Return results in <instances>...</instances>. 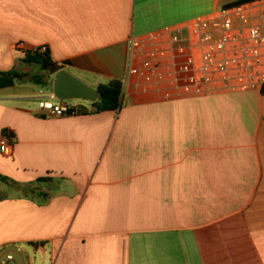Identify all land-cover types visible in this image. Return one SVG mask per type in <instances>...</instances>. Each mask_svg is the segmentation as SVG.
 I'll list each match as a JSON object with an SVG mask.
<instances>
[{
  "label": "crops",
  "instance_id": "crops-1",
  "mask_svg": "<svg viewBox=\"0 0 264 264\" xmlns=\"http://www.w3.org/2000/svg\"><path fill=\"white\" fill-rule=\"evenodd\" d=\"M241 1L0 0V72L31 68L23 43L47 46L92 88L123 83L119 111L86 114L82 101L60 118L0 90V138L13 141L0 150V251L28 246L49 264H264V88L186 95L167 75L127 76L132 41Z\"/></svg>",
  "mask_w": 264,
  "mask_h": 264
},
{
  "label": "built area",
  "instance_id": "built-area-1",
  "mask_svg": "<svg viewBox=\"0 0 264 264\" xmlns=\"http://www.w3.org/2000/svg\"><path fill=\"white\" fill-rule=\"evenodd\" d=\"M147 42L149 50L139 66L133 65L135 50ZM21 52H48L47 46L27 49L18 43ZM264 0L229 4L208 17H199L175 30L166 29L150 35L142 42L132 41L127 76H139L151 82L167 75L175 91L186 95H210L220 92H248L264 88ZM162 70V73L160 74ZM38 108L50 117L73 114L75 106L60 101L41 89ZM53 100H57L55 103ZM12 138H0V150L8 154ZM26 251L20 246L0 251V264H25L17 261Z\"/></svg>",
  "mask_w": 264,
  "mask_h": 264
},
{
  "label": "trees",
  "instance_id": "trees-1",
  "mask_svg": "<svg viewBox=\"0 0 264 264\" xmlns=\"http://www.w3.org/2000/svg\"><path fill=\"white\" fill-rule=\"evenodd\" d=\"M248 1L251 0H244L235 3V5ZM22 65L31 68L38 66L43 71V74L39 73L35 76L36 80L39 81L43 87H49L50 77L61 70V68L52 60L48 52L44 54L28 53L25 55ZM26 77L27 73L23 72L21 69L0 72V90L14 87L16 83L24 80ZM97 90L100 95L103 96V99L92 103V109L87 111L86 114L100 113L104 111H119L121 109L123 99V83L121 81L113 80L109 84L100 85Z\"/></svg>",
  "mask_w": 264,
  "mask_h": 264
},
{
  "label": "rangeland",
  "instance_id": "rangeland-1",
  "mask_svg": "<svg viewBox=\"0 0 264 264\" xmlns=\"http://www.w3.org/2000/svg\"><path fill=\"white\" fill-rule=\"evenodd\" d=\"M27 73V77L24 79L27 82L24 83V80L18 82L15 84L14 89H9V93H20L22 96L21 103H30L31 106H34L35 104L38 105L39 100V92L41 89H45L46 93H50V90L52 89V82L54 75L50 77V84L49 87H43V85L36 80V75L41 73L43 74V71L38 67L34 66L33 68H28V70L25 72ZM55 103H57V100H53ZM79 102H82V100H71L69 101L70 104H77ZM21 247V246H20ZM25 250L28 252V255L17 256V261L19 263H25V264H49L50 258L47 255L44 257L41 253L36 254L32 248L26 246Z\"/></svg>",
  "mask_w": 264,
  "mask_h": 264
},
{
  "label": "water",
  "instance_id": "water-1",
  "mask_svg": "<svg viewBox=\"0 0 264 264\" xmlns=\"http://www.w3.org/2000/svg\"><path fill=\"white\" fill-rule=\"evenodd\" d=\"M25 82L27 81L24 80ZM51 90L60 101L82 100L95 103L103 99L97 89L88 86L64 70L54 75Z\"/></svg>",
  "mask_w": 264,
  "mask_h": 264
}]
</instances>
